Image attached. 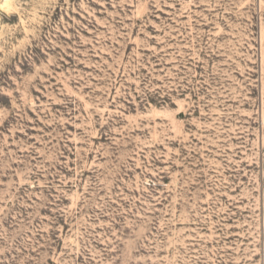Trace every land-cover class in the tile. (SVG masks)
Instances as JSON below:
<instances>
[{"label": "rangeland", "instance_id": "1", "mask_svg": "<svg viewBox=\"0 0 264 264\" xmlns=\"http://www.w3.org/2000/svg\"><path fill=\"white\" fill-rule=\"evenodd\" d=\"M0 264H264V0H0Z\"/></svg>", "mask_w": 264, "mask_h": 264}]
</instances>
